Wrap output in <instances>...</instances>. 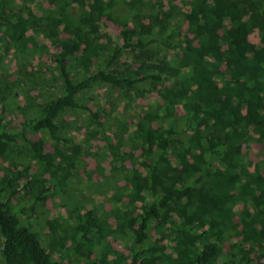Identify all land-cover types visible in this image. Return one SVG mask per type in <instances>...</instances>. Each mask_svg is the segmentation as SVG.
I'll return each mask as SVG.
<instances>
[{
  "label": "trees",
  "instance_id": "16d2710c",
  "mask_svg": "<svg viewBox=\"0 0 264 264\" xmlns=\"http://www.w3.org/2000/svg\"><path fill=\"white\" fill-rule=\"evenodd\" d=\"M32 5L0 0V59L36 57L39 72L48 61V73L29 74L60 92L0 70L4 264H128L109 235L129 264H264V160L252 170L245 150L264 148V0H48L39 14ZM13 103L19 126L7 117ZM88 157L111 188L109 211L56 189L87 173ZM21 192L68 262L12 212ZM58 195L67 217L50 219Z\"/></svg>",
  "mask_w": 264,
  "mask_h": 264
},
{
  "label": "rangeland",
  "instance_id": "374dc122",
  "mask_svg": "<svg viewBox=\"0 0 264 264\" xmlns=\"http://www.w3.org/2000/svg\"><path fill=\"white\" fill-rule=\"evenodd\" d=\"M15 3L20 5L22 3V0H15ZM48 5V0H33V7L35 8L36 13H42V10L46 8ZM40 10V11H39ZM102 27H104L105 31H108L112 34L113 38L116 40H120V31L115 26L113 23L106 24L105 21L101 23ZM261 37V32L256 31L250 36V41L258 44L260 41ZM15 51L9 52V54H6L3 59H0V70H3L4 72L7 73V75L10 76L12 80L15 78L19 77L23 83H25L28 87L33 85L36 86L38 85L40 88H44L45 91L49 90L53 92V94H58L60 92L59 85H57V89H55L52 85V82H48L45 80V75L43 76V80H39L34 78L32 75L33 73H36L34 71L38 70V73L42 75L44 72L48 73V61H45L46 64L40 65L39 68H41L42 72H39L38 65H37V59L35 60L36 57L32 58H25L23 59L21 55L14 54ZM18 57V61H21V69H18L17 65V59L14 57ZM127 59V58H126ZM124 58V61H126ZM46 60V59H45ZM29 61V63H28ZM22 64H27V66H23ZM25 67V68H24ZM30 73V74H29ZM35 75V74H33ZM36 77V76H35ZM39 80V82H37ZM36 81V82H35ZM36 93V92H34ZM48 93V91H47ZM103 93L104 90H99L98 94H100V99L103 100ZM49 94V93H48ZM101 101V102H102ZM0 101V109L2 107ZM24 100L23 98L21 99V103L23 104ZM142 104V102L140 101ZM19 104H12V107L10 108L9 113H7V117L14 122V126H19V122L22 119V113L20 110H18L17 106ZM1 112V110H0ZM45 136L42 135H34L33 140L38 141L40 139H44L46 143V149L48 150H53V146L50 142L49 138H44ZM93 149L92 151H96L97 149V143L93 142ZM245 150L248 153V159L252 161L253 166L252 170L257 167L260 163L263 162L264 160V148L261 147L259 144L253 142L251 143L248 147L245 148ZM217 162V161H216ZM85 163L87 164V169L88 172H84L83 169H79V171H72L69 185L71 186H66L65 190H62V185H57L56 189L60 192L63 193L62 195H65V199L68 200L70 198L73 202L74 200H77L76 203H78V200L82 203V201H85L86 204L90 203V201H93L94 204L98 206H104L107 211L110 209V202L108 201V198L111 196L110 189L108 188L107 185L106 187L101 184L103 175L99 173V170H97V161L94 158H87L85 160ZM218 163V162H217ZM0 165L1 166H6V164L0 160ZM36 164L31 163V169L34 171L36 170ZM59 175H62V171L59 170ZM107 182L106 180H104ZM69 187L71 189H69ZM1 188V186H0ZM65 193V194H64ZM63 196L58 195L56 199H49L47 202V207L49 209V215L48 217L50 219H58L60 217L64 218L67 217V209L65 208V199ZM7 198L6 192H0V200H4ZM28 199V198H27ZM27 199L23 198V192H21L15 199L14 202H12L11 209L12 212L17 216L19 219L20 223L22 226L26 227L28 230L31 232L37 233L39 235L40 241L42 245L51 253V257L54 260H58L59 258L61 259L62 262L66 263L67 261V256H66V251L61 250H55L53 251L54 244L51 243L53 237L52 235L50 236V232L48 230V225H47V216L46 214H43L42 209L39 208V210H36V214H33L30 208V203L31 201H28ZM83 202V204H85ZM68 205L69 202H67ZM154 237L155 239H160L161 236L156 235L155 233ZM106 242L108 244L109 248H113L114 250L119 251L120 253L125 254L127 257V263H131V251L127 246H125L122 242L118 241L117 239H114L113 236H107ZM162 243L166 244L169 248V251L171 249V246L173 245L172 242L168 241L167 239H163ZM241 253V252H240ZM243 256V253H241ZM247 255V254H246ZM251 257V255L249 256ZM73 260H71L74 263H78L84 260L83 257L81 256H76L73 254L72 256ZM3 260V261H2ZM0 264H4V259L0 253ZM141 264V263H139Z\"/></svg>",
  "mask_w": 264,
  "mask_h": 264
}]
</instances>
